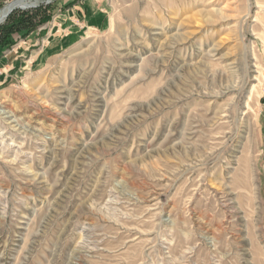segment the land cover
<instances>
[{"label":"rangeland","instance_id":"374dc122","mask_svg":"<svg viewBox=\"0 0 264 264\" xmlns=\"http://www.w3.org/2000/svg\"><path fill=\"white\" fill-rule=\"evenodd\" d=\"M32 3L0 48V264H264V0Z\"/></svg>","mask_w":264,"mask_h":264},{"label":"trees","instance_id":"16d2710c","mask_svg":"<svg viewBox=\"0 0 264 264\" xmlns=\"http://www.w3.org/2000/svg\"><path fill=\"white\" fill-rule=\"evenodd\" d=\"M38 11V12H37ZM46 9H35L34 12H16L14 11L10 16L8 15L4 25L0 26V48L3 47L6 43L8 37L14 33H18L22 30L29 31L33 30L38 26L34 24V19H38L39 24H42L47 21L45 16ZM44 12V13H43ZM19 15V19H14L15 15Z\"/></svg>","mask_w":264,"mask_h":264},{"label":"bare ground","instance_id":"6f19581e","mask_svg":"<svg viewBox=\"0 0 264 264\" xmlns=\"http://www.w3.org/2000/svg\"><path fill=\"white\" fill-rule=\"evenodd\" d=\"M34 2V1H33ZM32 0H14L12 2L7 3L0 10V24L7 18V16L15 9H26L32 7ZM35 5V4H34Z\"/></svg>","mask_w":264,"mask_h":264},{"label":"crops","instance_id":"0c3cea01","mask_svg":"<svg viewBox=\"0 0 264 264\" xmlns=\"http://www.w3.org/2000/svg\"><path fill=\"white\" fill-rule=\"evenodd\" d=\"M87 7H88V5H87ZM86 12H85V14H83L82 13V17H81V19H82V21L81 20H79V21H81V22H78L77 20H76V18H73V19H71V21L72 22H74V21H76L75 23H71V25L69 26L70 28L72 27H75L76 26V29H75V31L77 30H81L82 29V27H84V26H86L87 24H89V25H93L94 26V17H89V18H87L86 17V14H87V12H94V9H92L91 7H89L87 10H85ZM63 17V16H62ZM87 23V24H86ZM62 24H63V26H62ZM59 25L60 26H62V27H65V25H64V23H62V22H59ZM70 28H69V30L68 31H70ZM60 31V30H59ZM71 33V32H70ZM56 36V35H55ZM57 38H59L58 37V35H57ZM2 62H3V60H2ZM0 63H1V60H0ZM1 85V84H0Z\"/></svg>","mask_w":264,"mask_h":264},{"label":"water","instance_id":"95a60500","mask_svg":"<svg viewBox=\"0 0 264 264\" xmlns=\"http://www.w3.org/2000/svg\"><path fill=\"white\" fill-rule=\"evenodd\" d=\"M20 10H23L22 8Z\"/></svg>","mask_w":264,"mask_h":264}]
</instances>
